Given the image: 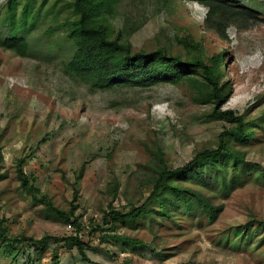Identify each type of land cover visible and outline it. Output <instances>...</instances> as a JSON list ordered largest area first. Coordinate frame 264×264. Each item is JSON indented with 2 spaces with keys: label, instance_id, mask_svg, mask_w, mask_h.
Wrapping results in <instances>:
<instances>
[{
  "label": "rangeland",
  "instance_id": "rangeland-1",
  "mask_svg": "<svg viewBox=\"0 0 264 264\" xmlns=\"http://www.w3.org/2000/svg\"><path fill=\"white\" fill-rule=\"evenodd\" d=\"M6 1L0 0V21ZM234 1L260 8V19L245 29L231 27L228 39L205 26L206 9L192 0H179L176 9L159 0H122L115 13L101 17L115 32L132 31L130 41L139 50L167 47L177 53L183 50L177 36L190 34L202 44L206 62L226 51L224 73L232 92L223 108L244 115L247 141L232 146L246 153L249 164L237 172L228 196L213 184L203 188L215 205L224 206L216 220L199 212H176L173 219L151 212L129 224H107L111 207L129 211L152 193L151 151L161 147L168 166L180 167L199 150L217 147L220 134L233 125L210 117L213 107L199 101L186 82L92 92L72 81L64 72L73 50L63 29L43 34L50 17L36 29L41 52L35 57L0 48V221L9 238L78 234L99 264H264V0ZM1 30L0 24L2 40ZM19 159L26 160L32 184L60 210H70L78 191L80 230L22 189ZM119 235L142 245L125 246L113 238ZM0 264L89 263L52 239L40 251L31 242H0Z\"/></svg>",
  "mask_w": 264,
  "mask_h": 264
},
{
  "label": "trees",
  "instance_id": "trees-1",
  "mask_svg": "<svg viewBox=\"0 0 264 264\" xmlns=\"http://www.w3.org/2000/svg\"><path fill=\"white\" fill-rule=\"evenodd\" d=\"M50 1L7 0L0 21L1 34L6 35V38L0 39V48L23 58L35 57L41 52L40 45L35 42L37 27L52 17V25L43 34L54 35L57 29H63L65 40L73 50L64 63V72L72 81L86 85L92 92H113L124 88L135 91L161 84L186 82L199 101L213 107L209 112L210 117L233 125L220 134L217 147L199 150L191 161L180 167L168 166L161 147L151 151L156 161L155 176L151 181L152 193L141 206H134L129 211L111 207L104 215L107 224H129L151 212L167 219H173L176 212L186 215L199 212L208 215L211 221L216 220L224 206L215 205L212 198L204 194L203 188L213 184L228 196L234 183L239 181L237 172L249 164L246 153L232 146V142L247 141L244 115L223 108L232 92L224 73L226 63L223 55L226 51L214 55L206 62L202 44L190 34L177 36L176 41L183 49L177 53L167 47L151 52L139 50L130 41L132 31L115 32L101 21L104 13H115L122 0H54L52 6L46 8ZM159 1L175 9L179 3V0ZM192 1L206 9L205 26L215 31L221 39H228V29L231 27L245 29L250 22L260 19V8L244 6L238 1ZM59 3L60 9L53 12ZM66 10L68 15L63 16ZM182 51L186 52L185 55ZM229 161L233 169L231 181L228 178ZM3 162L0 147V172ZM25 162V159H19L16 167L22 189L34 202L47 207L58 220L80 230V220L76 215L78 191H74L70 210H60L48 195L32 184L31 178L24 171ZM98 230V227L92 229L94 233ZM113 238L133 248L142 245L136 239L120 235ZM52 239L65 243L70 249H76L82 261L99 264L90 257V245L78 234L67 238L45 235L37 240L28 237L11 239L0 221V242L11 247L31 242L35 250L40 251L45 250Z\"/></svg>",
  "mask_w": 264,
  "mask_h": 264
}]
</instances>
